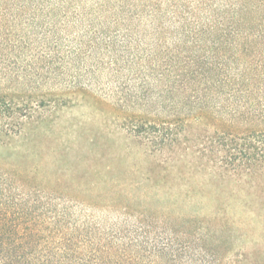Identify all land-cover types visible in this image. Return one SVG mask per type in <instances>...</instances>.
Returning <instances> with one entry per match:
<instances>
[{"label":"trees","instance_id":"trees-1","mask_svg":"<svg viewBox=\"0 0 264 264\" xmlns=\"http://www.w3.org/2000/svg\"><path fill=\"white\" fill-rule=\"evenodd\" d=\"M71 92L122 102L158 163L138 184L77 181L73 196L0 162V264H264L259 247L228 261L248 236L219 206L237 199L185 188L205 160L263 180L264 0H0V146L35 117L30 100ZM198 200L203 213L180 211ZM243 200L262 219L264 196Z\"/></svg>","mask_w":264,"mask_h":264},{"label":"rangeland","instance_id":"rangeland-1","mask_svg":"<svg viewBox=\"0 0 264 264\" xmlns=\"http://www.w3.org/2000/svg\"><path fill=\"white\" fill-rule=\"evenodd\" d=\"M60 93L44 105L37 104L35 100L29 101L34 106L35 117L27 120L8 145L0 146V162L16 164L26 171H37L38 183L43 182L49 186L62 184L57 186V190L68 189L64 187L70 186L69 191L73 196L79 194L74 184L84 179L89 181L111 177L129 179L136 184L143 182L148 177L149 169L158 163L157 158L147 154L144 146L130 134L125 123L127 115L121 110L124 107L122 102L118 103L112 96L98 95L95 92ZM38 118L43 121L39 122ZM207 123L208 129L222 131L212 122ZM223 130L231 132L232 129L223 127ZM205 161L207 169L193 172V177L185 184V188L197 191L202 189L209 197L223 192L226 197L231 194V198L237 199H231V202L226 199L219 206L234 222L240 218L243 224H238L240 228L237 233L248 236L238 239L232 246L228 261L239 251L264 248V240L256 242L254 238L263 234L264 210L261 211L262 219H258V206H243L244 198L264 196V190L261 191L258 186V182H262L264 188V177L256 182L249 181L250 178L244 176V182L238 183V178H230L229 174L232 172L220 170L221 173H218L213 162ZM177 176L176 168L171 174L172 183L173 177ZM165 197L161 194L154 196V200L157 204L168 206V199ZM208 207L204 201L198 200L193 208L180 205V211L188 214L191 210L203 213ZM187 209L189 210L185 211Z\"/></svg>","mask_w":264,"mask_h":264}]
</instances>
